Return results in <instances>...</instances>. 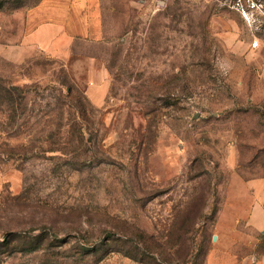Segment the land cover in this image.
Segmentation results:
<instances>
[{
  "label": "rangeland",
  "instance_id": "rangeland-1",
  "mask_svg": "<svg viewBox=\"0 0 264 264\" xmlns=\"http://www.w3.org/2000/svg\"><path fill=\"white\" fill-rule=\"evenodd\" d=\"M48 24L73 37L67 56L25 41ZM236 174L264 176V16L0 0V264H222L214 226ZM254 250L264 237L238 248Z\"/></svg>",
  "mask_w": 264,
  "mask_h": 264
},
{
  "label": "crops",
  "instance_id": "crops-1",
  "mask_svg": "<svg viewBox=\"0 0 264 264\" xmlns=\"http://www.w3.org/2000/svg\"><path fill=\"white\" fill-rule=\"evenodd\" d=\"M25 39L28 44L59 56H67L74 41L60 24L42 25ZM95 69L91 73L93 85L88 94L100 105L104 102L108 84L104 74ZM214 229L215 246L218 247L217 254L222 256V264H264V254L254 250L242 255L238 251L239 247L256 249L259 238L264 237V176L248 179L237 174L232 176Z\"/></svg>",
  "mask_w": 264,
  "mask_h": 264
},
{
  "label": "built area",
  "instance_id": "built-area-1",
  "mask_svg": "<svg viewBox=\"0 0 264 264\" xmlns=\"http://www.w3.org/2000/svg\"><path fill=\"white\" fill-rule=\"evenodd\" d=\"M226 7L239 13L247 22L259 24L264 16V3L261 0H221ZM258 41L253 47L258 46Z\"/></svg>",
  "mask_w": 264,
  "mask_h": 264
},
{
  "label": "trees",
  "instance_id": "trees-1",
  "mask_svg": "<svg viewBox=\"0 0 264 264\" xmlns=\"http://www.w3.org/2000/svg\"><path fill=\"white\" fill-rule=\"evenodd\" d=\"M10 94V93H9Z\"/></svg>",
  "mask_w": 264,
  "mask_h": 264
}]
</instances>
